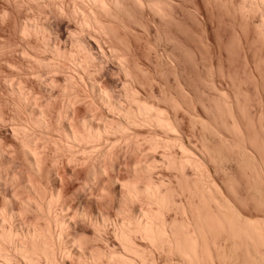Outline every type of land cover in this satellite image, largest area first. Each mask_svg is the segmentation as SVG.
<instances>
[{"label":"rangeland","instance_id":"obj_1","mask_svg":"<svg viewBox=\"0 0 264 264\" xmlns=\"http://www.w3.org/2000/svg\"><path fill=\"white\" fill-rule=\"evenodd\" d=\"M105 2L107 9L101 10L89 0H0V211L13 208L15 218L8 224L20 230L47 226L49 221L27 212L24 203L58 195L55 213L66 219L70 236L78 241L74 247L68 244L74 256L62 262L78 264L79 244L86 255L124 253L115 225L148 207L144 200L124 198L139 164H154V183L187 210L168 211L167 221L189 223L198 203L190 193L196 176L191 168L181 174L167 166L166 154L181 156L179 146L166 147L169 138L183 141L213 177H224L223 191L240 213L264 223V170L258 162L244 169L236 156L247 148L264 160V4ZM99 92L126 110L135 108L136 99L163 111L177 132L141 119L124 123ZM40 112L42 125L37 123ZM84 121L106 129L100 142L85 149L65 137L67 131L83 133ZM119 124L126 133H117ZM29 140L40 158L38 169L24 151ZM215 150L233 156L227 175L215 172ZM97 223L104 224L102 231ZM135 242L151 254L153 264H182L169 247L150 246L141 236ZM224 243L222 234L209 264H259L251 258L252 247L238 244L231 251ZM224 250L233 253L218 258ZM12 264L23 262L16 258Z\"/></svg>","mask_w":264,"mask_h":264},{"label":"bare ground","instance_id":"obj_2","mask_svg":"<svg viewBox=\"0 0 264 264\" xmlns=\"http://www.w3.org/2000/svg\"><path fill=\"white\" fill-rule=\"evenodd\" d=\"M89 1L101 10L107 9L106 0ZM261 2L264 4V0H261ZM83 50H85V48H83ZM85 54L88 58V51L85 50ZM93 89L94 91H98L95 90L96 88L94 86ZM99 98L104 104L115 110V112L117 111L122 120H124V123L126 121L128 124H135L137 120L141 119L156 125L167 133L175 132V127L170 119L164 115L163 111L158 110L157 108L155 109L152 106L134 99L133 102L135 103V108H132L133 110H126L121 106L122 104L120 105L119 102L117 103L104 93L99 92ZM43 117V113L40 112L37 118V123L39 125L44 123ZM203 123H205V121ZM83 126V133L79 134L68 131L65 133V137L73 145H78L85 149V147H88L91 144L100 142L103 135H105V128L95 129L88 121H84ZM115 128L117 133H126L123 124H119ZM169 139L165 142L166 147L179 146L181 156L174 157L169 153L166 155L164 154L167 166L170 167V169H177L181 174H184L186 168H191L196 176L193 190L190 192L193 198H198L196 207L193 208L192 205V221H188L189 223L186 222L188 219H186V221L183 220L180 223L177 220H173L172 222L167 221L165 214L168 211L178 209L183 214H186L187 210L185 207H179L177 205L176 201L172 198L170 191H164L161 185L154 183L150 176L154 164H139L135 169L134 181H130L125 185L124 198L130 203L144 200L148 207L140 213L134 212L133 210V212L124 219L118 221V224L115 225L116 230L114 231L125 252L98 251L86 255V252H83L84 250L79 244L78 264H95L103 261L107 264H153L151 254L136 244L135 238L137 236H141L150 244V246L158 247L160 249L169 247L170 252L176 253L180 256L182 264H209V262L215 257L214 252L218 249V236L222 234L226 236L227 242V244L224 243V245H227V247H223L224 249L230 248L229 250L233 251L238 244L244 245L247 248L252 247L253 250L251 252L254 253L252 255L250 254L251 258L259 264H264V223L252 220L240 213L231 197L223 191L220 180L224 177L215 178L211 172H207L202 158L182 144L183 141L182 143H179L178 140L175 139L171 142ZM152 147L154 149L158 148L159 143L153 141ZM239 150L237 151L239 155L235 154L236 156H239V158H237L239 159V165H241V167L244 169H251V167H253L252 164L258 162L257 164H259L261 169L264 170V160L262 158L255 156V154L250 155L251 151H246L247 148L246 150L241 149L240 152ZM24 151L31 166L35 168L37 167L38 169L40 158L34 148V143L30 140L27 141L24 144ZM216 151L218 150L213 152L215 153L214 156L216 155ZM223 154L219 153L217 154L218 156L216 155L217 157H213L215 159V172L220 173V175H227V173H229L227 167H230L227 164H229V162L232 164L231 161L233 160L231 159L233 156L229 159L228 156L226 157ZM154 163L156 164V161H154ZM225 165H227V170L225 169ZM143 180L145 183L141 185L139 182ZM262 187L264 188V186ZM261 189L262 188L260 187V190ZM261 191L264 190L262 189ZM58 200L59 196L57 195L52 196L51 199L45 201H27L24 203V208L27 212L34 210L36 214L43 216L49 221L47 222V226L45 225V227L43 226L42 228L30 227L21 230L16 229V227L12 225L13 223L8 224L9 221L11 222L15 218L13 208L8 207L0 211V264H12L16 258H19L23 264H41L42 261L45 264H65L62 261L74 256V252L68 244L73 243L74 245H72V247H74L78 241L70 236V225L67 223L66 219L64 217L60 218L55 213L54 207ZM262 202V204H264V200ZM103 226L104 224L102 223L96 224L98 231L101 230ZM225 251L228 252V250H224V253L217 254V257L221 259H224L225 257L229 258V255L233 253L230 251V253L228 252L229 255L226 256L228 253L226 254ZM219 252H221V250ZM251 252L249 251V253Z\"/></svg>","mask_w":264,"mask_h":264}]
</instances>
